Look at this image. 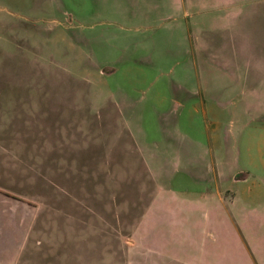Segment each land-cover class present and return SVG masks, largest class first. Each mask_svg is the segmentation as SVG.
I'll use <instances>...</instances> for the list:
<instances>
[{
    "label": "rangeland",
    "instance_id": "1",
    "mask_svg": "<svg viewBox=\"0 0 264 264\" xmlns=\"http://www.w3.org/2000/svg\"><path fill=\"white\" fill-rule=\"evenodd\" d=\"M216 190L263 256L264 0H0V264L208 262L106 242Z\"/></svg>",
    "mask_w": 264,
    "mask_h": 264
},
{
    "label": "crops",
    "instance_id": "2",
    "mask_svg": "<svg viewBox=\"0 0 264 264\" xmlns=\"http://www.w3.org/2000/svg\"><path fill=\"white\" fill-rule=\"evenodd\" d=\"M155 197L158 196L154 195L153 198ZM169 197L174 198L176 204L170 205V200L169 205L164 202L159 206L146 208L141 212V215L136 217L135 227L145 233L147 222L150 223L149 221H151L154 226L170 227L173 225L176 228H183L185 229L183 233L177 232L173 240L166 239L164 236L144 237L142 239L132 237L133 242L129 248H117L114 252L112 244L113 241L116 243L117 240L107 237L106 244L110 255L192 256V254H197L202 258H207L208 262L202 264H261V261L264 264V249L263 256H255L252 247L249 245L250 237L242 231L250 223L251 211L241 217L239 210L230 205V199L225 196L223 191H201L197 195L173 193ZM91 208L95 210L96 206ZM103 213L104 218H106L105 211ZM93 224L95 235L93 239H96L99 229L96 221ZM92 244L96 245L97 240H93ZM172 244L180 247L170 248L169 246ZM187 244L190 247H187ZM194 247H198V249L195 251ZM90 249L91 247L88 248V256H94L93 248ZM77 256H81L80 253ZM175 260L177 258H174ZM186 264L189 262L186 261Z\"/></svg>",
    "mask_w": 264,
    "mask_h": 264
}]
</instances>
